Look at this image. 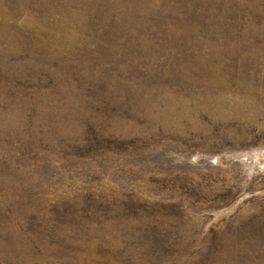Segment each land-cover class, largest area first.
<instances>
[{
  "label": "rangeland",
  "instance_id": "374dc122",
  "mask_svg": "<svg viewBox=\"0 0 264 264\" xmlns=\"http://www.w3.org/2000/svg\"><path fill=\"white\" fill-rule=\"evenodd\" d=\"M0 264H264V0H0Z\"/></svg>",
  "mask_w": 264,
  "mask_h": 264
}]
</instances>
